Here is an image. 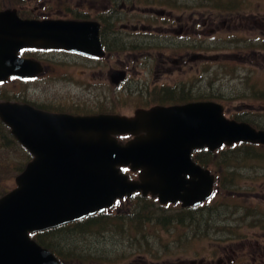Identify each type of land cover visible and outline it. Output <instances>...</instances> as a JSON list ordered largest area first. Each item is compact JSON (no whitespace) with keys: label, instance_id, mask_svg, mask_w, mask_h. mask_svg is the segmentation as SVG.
<instances>
[{"label":"water","instance_id":"95a60500","mask_svg":"<svg viewBox=\"0 0 264 264\" xmlns=\"http://www.w3.org/2000/svg\"><path fill=\"white\" fill-rule=\"evenodd\" d=\"M29 48L104 54L96 23L0 11V82L43 72L40 62L20 56ZM0 120L33 157L15 178L16 187L0 197V264H62L33 233L103 212L135 192L161 204L200 203L211 195L214 177L193 161L195 150L264 145V130L227 118L215 102L158 106L129 118L51 113L4 101ZM119 135L133 139L122 143ZM123 167L138 171V180Z\"/></svg>","mask_w":264,"mask_h":264},{"label":"rangeland","instance_id":"374dc122","mask_svg":"<svg viewBox=\"0 0 264 264\" xmlns=\"http://www.w3.org/2000/svg\"><path fill=\"white\" fill-rule=\"evenodd\" d=\"M13 1L19 2L21 8H27L26 10H33L39 14L44 13L43 16L49 18L71 17L66 9H70L71 4L82 9L84 4L89 3L87 7L98 5L99 8L96 9H102L100 5L102 2L99 0ZM168 1L170 0L161 2L166 6ZM177 2L180 5L174 1L172 5L177 8L185 5L190 7L188 14L198 5H204V11L209 8L221 9L222 13L229 10L214 7L212 5L215 4L209 0H185L183 2L179 0ZM4 6L15 9L11 7L10 0H0V10H3ZM49 9L52 11L48 12ZM230 9L234 15L239 13L264 15V0L242 1L232 5ZM174 11L178 15L181 12ZM199 30L205 29L199 28ZM220 36V34L206 36L204 45L211 50L210 55L233 51L239 54L240 51H248V59L245 62L238 61L243 55H238L233 60L236 61L235 65L232 64L236 70L230 69L232 61L219 59L209 61L210 66H206L205 72L198 74L202 65L194 61L189 64L186 77L165 76L154 80L155 75L140 64V57L135 60L132 57L133 54H130L120 59L116 55L111 58V64L107 68H99L110 71L119 68L120 65L122 68L128 67L129 75L147 80L148 87L144 88L139 84L128 89L124 85L116 90L111 89L110 92L97 91L94 96L90 95L91 91L84 90L85 86L78 82L88 79L86 73H91L89 67L92 63L77 59V65H73V59H67L63 53L29 50L27 51L28 56L46 61V74L39 76V79L32 84L11 80L0 85V100L21 98L22 101L44 105L51 111L69 114H93L105 111L106 113L116 112L115 115L124 116L131 114L137 106H152L155 103L170 105L183 101H194L199 96H219V92L226 95L232 91L234 97H231L234 99L233 105L235 106L233 109L239 112L248 109L244 118L254 120L259 117L257 121L264 122V100L262 99L264 95V36H260L259 32L248 34L251 38H247V35L242 33L243 39H229L227 35H223V41L219 39ZM258 37L261 39L258 40ZM247 39L248 43L242 42ZM156 44H158L155 46L157 50L154 48L151 50L162 52L165 55L173 54V47L163 46L162 48L163 44L158 42ZM254 53L257 54L256 57ZM222 56H224L223 53ZM253 67L254 71H252ZM164 85L168 89H172L170 86L175 87V90L172 89L174 91L172 98L160 92L159 89H166ZM250 111H254V115ZM235 112L232 110V113ZM234 116L236 115L228 117L233 118ZM253 124H260V122ZM232 152L237 155H233L234 160L228 166L221 165V168H215V170L222 169L219 172L222 189L209 203L204 205V209L207 210L211 207L216 208L220 202V205H225L230 214L205 215L203 218L196 217L188 221L181 217L180 204L162 205L156 198L149 197L123 199L117 202L110 212H107L108 219L105 226H100L98 229L93 228L90 235L86 237L87 242L82 244L90 248V251L86 253L94 258L88 259L84 254H80V258L85 261L71 260L67 264H190L191 262L198 264L200 260H204L205 264L212 262L219 264V260H222L221 264H264V160L256 161L254 159L259 158L253 156H263L264 147L253 148L248 145H237L223 148L218 151L217 156L220 158L221 155ZM227 175H230L231 182ZM10 183L15 186L14 176ZM135 208L137 211L140 210L141 214L133 215ZM234 208L239 209V212L233 213L236 211ZM252 208L253 212L255 209L258 210V216L246 217L245 211ZM255 218H258L257 222L260 225L250 224V221H254ZM96 231L100 233L99 237H96L98 235ZM82 239V237L79 239L72 237L69 242L71 245L78 246V240L82 241ZM233 249L238 256L229 261L228 258ZM243 255L246 259L240 262L239 256Z\"/></svg>","mask_w":264,"mask_h":264},{"label":"flooded vegetation","instance_id":"af4514ba","mask_svg":"<svg viewBox=\"0 0 264 264\" xmlns=\"http://www.w3.org/2000/svg\"><path fill=\"white\" fill-rule=\"evenodd\" d=\"M69 1V0H64ZM96 1V0H94ZM102 3L100 4L102 9L99 8L98 5L96 7L91 6L87 7L89 3L84 4L83 8L77 7L74 4H71L70 9L66 8L70 13L71 17H66L65 19L77 20L88 22L92 24H97L99 26V41L101 44V48L104 51V55L99 56H90L84 55L77 52H62V51H52L57 53H63L67 57V59H73V65H77V59L92 63L90 64V74L86 73L87 80L86 81H78L80 84L84 85V90L90 92L91 96H94L95 92L100 90H105L106 92H110L112 90H116L119 87L126 86V88H132L134 86H138L139 84L144 88L148 87L147 80L138 79L131 77L128 73V67L122 68L120 65L119 68H114L113 70L104 71L102 68H107L111 63V58L116 57L118 55L120 59L125 56H129L133 54V59L139 58L140 64L145 67V69H149V71L155 75L154 80L167 77H186L187 69L190 62L198 61L201 63L202 68L198 70V74L204 73L206 66L209 61H216L219 59H228L232 61L230 69H235L232 64L235 65L236 61H233L238 57V55H243L242 58H239L238 61L245 62L248 59V51H240L239 54L233 52H222V53H214L210 55L211 50L206 48L204 43L206 42V36L212 34H220V40L223 41V35H227L226 37L231 38H240L242 33H245L247 38H251L248 34H256L260 33V36H264V15L262 14H238L234 15L231 12L230 7L239 2L246 0H209L212 1L215 5L214 7H220L223 9H229L226 12H221V9H211L204 11V5H198L194 7L192 12L188 14L190 9L189 6H177L172 5V2H176L179 0H170L165 4H162L161 1L164 0H99ZM185 0H182V2ZM19 2L15 3L13 0H10L11 7H14L18 15L21 18H29V19H51L47 16H43V14H39L38 12H34L33 10H26L27 8L19 7ZM204 4V3H200ZM178 5H180L178 3ZM74 6V8H72ZM11 9L6 8L4 9ZM174 10L181 11L180 14H176ZM216 10L218 13H216ZM1 11V10H0ZM52 11V9H49ZM226 13V14H224ZM53 14V13H51ZM60 18V17H54ZM199 28H204L205 30H199ZM261 38L258 37V40ZM163 44V46L173 47L172 53L170 55H165L162 52L153 51L151 49H155V46L158 45L156 43ZM244 43H248V39L242 41ZM163 50V49H160ZM257 54L254 53V57ZM42 64L44 71L41 75H45L47 72L46 61L39 60ZM203 62V63H202ZM220 61H217V63ZM248 63V62H247ZM262 64V63H261ZM264 64V63H263ZM241 65V64H240ZM117 66V64H116ZM115 66V67H116ZM246 66V65H244ZM261 66V65H260ZM75 67V66H74ZM92 68V70H91ZM264 68V65H263ZM209 70V68H207ZM255 68L253 67L254 71ZM120 76L119 79L117 77ZM157 85V84H155ZM166 88V86L164 85ZM173 90L175 87L170 86ZM172 89H159L163 95H168L170 98L174 95V91ZM235 89V88H234ZM231 93V94H230ZM229 94H222L219 92L218 95L212 96H199L197 100L194 101H183L179 103H174L170 105H163L155 103L152 106L145 105L140 107H135L131 114L124 115L126 117H134L136 111L138 110H149L154 107H170L176 105H186L190 103H198V102H215L218 103L225 108L226 116L236 115L230 119L236 120L238 122H246V123H254L258 122L260 118L254 120H248V118H244L247 115L248 109L246 111H240L237 109H233L235 106L233 105V95L232 91ZM155 94H158L155 92ZM187 95V93H185ZM233 96V97H231ZM166 100V99H162ZM163 103V102H160ZM36 106L43 110H49L44 105ZM232 110L236 111L232 113ZM243 110V109H241ZM54 112V111H53ZM232 113V114H231ZM249 113V112H248ZM251 114L255 113L254 111H250ZM97 114H117L115 113H106L105 111H100L99 113L93 114H83V115H97ZM254 115V114H253ZM122 116V115H121ZM229 118V117H228ZM253 125V124H252ZM241 145V144H239ZM235 145L231 146L234 147ZM230 148V147H224ZM217 151H210L207 149H197L192 154L193 161L200 165L202 169L210 171L211 175L214 177V184L212 187L211 195L201 201L200 203L194 205L183 206V202H178L182 208L181 217L191 221L194 218H203L205 215L209 216H217L224 215L226 213L230 214L226 209L225 205H220L216 208L211 207L205 210L206 203H209L215 195H217L221 188V178L219 172L221 170H215V168L220 167V158L217 156ZM208 163H205V162ZM128 176L131 179H138V171L132 172L128 169ZM154 198L153 196H143L141 192L134 195V198ZM222 203V202H221ZM231 209V207H230ZM236 209L233 213H238L239 209ZM257 209L253 212L252 209H248L245 211L246 217L252 216L257 217ZM237 215V214H236ZM264 216V215H263ZM240 219V217L237 215ZM258 218H255L254 221H250L251 225L258 226L260 225ZM231 256L228 258L230 261L233 257L236 258L238 254L233 249L230 254ZM246 259V256H239L240 262ZM232 262V261H231ZM222 263V260H219V264ZM182 264V263H179ZM190 264H196L195 262H191ZM198 264H205L204 260H200ZM210 264H216L212 262Z\"/></svg>","mask_w":264,"mask_h":264},{"label":"trees","instance_id":"16d2710c","mask_svg":"<svg viewBox=\"0 0 264 264\" xmlns=\"http://www.w3.org/2000/svg\"><path fill=\"white\" fill-rule=\"evenodd\" d=\"M32 83L35 82L32 81L31 84ZM258 87H260V85ZM31 89H34V87H31ZM262 99L264 100V95H262ZM263 125L264 122H260V124H255V126L258 127H261ZM248 146L257 148L256 146H253L251 144H248ZM233 155L237 154L235 152H232L221 155V165L228 166L234 160ZM253 156H255V158H259L254 159L256 161L264 160V152L263 156ZM31 159L32 157L29 152L18 143L16 138L12 136L8 126H6L0 120V197L13 189L14 186H12L10 181L12 180L13 176L15 179L16 176L24 170L25 166ZM205 163L208 162L206 161ZM227 178L230 182L232 181L230 175H227ZM133 211V215L137 216L138 214H141L140 210L137 211L136 208ZM107 215V213H98L96 215L89 216L77 222H72L56 228H51L49 230L35 233L33 234V238H35L40 245L52 251L62 261L63 264H67V262H70L71 260L80 262L85 261V259L80 258V254H84L88 259H93V256L86 253L88 252V250L90 251V248L82 244L87 242L86 237L90 235V231H93V228L98 229V227L100 226H105L106 220L108 219ZM96 233L98 234L96 235V237H99L100 233L97 231ZM72 237H76L78 239L82 237V241L78 240L77 243L81 246H76L73 244L71 245L69 239Z\"/></svg>","mask_w":264,"mask_h":264}]
</instances>
